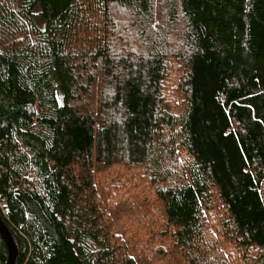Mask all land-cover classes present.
I'll use <instances>...</instances> for the list:
<instances>
[{
	"label": "trees",
	"instance_id": "trees-1",
	"mask_svg": "<svg viewBox=\"0 0 264 264\" xmlns=\"http://www.w3.org/2000/svg\"><path fill=\"white\" fill-rule=\"evenodd\" d=\"M0 218L14 264H264V0H0Z\"/></svg>",
	"mask_w": 264,
	"mask_h": 264
},
{
	"label": "water",
	"instance_id": "water-1",
	"mask_svg": "<svg viewBox=\"0 0 264 264\" xmlns=\"http://www.w3.org/2000/svg\"><path fill=\"white\" fill-rule=\"evenodd\" d=\"M0 237L7 251V260L5 264H14L17 258V254H18L17 247L9 231L7 230L4 223L2 222L1 218H0Z\"/></svg>",
	"mask_w": 264,
	"mask_h": 264
},
{
	"label": "rangeland",
	"instance_id": "rangeland-1",
	"mask_svg": "<svg viewBox=\"0 0 264 264\" xmlns=\"http://www.w3.org/2000/svg\"><path fill=\"white\" fill-rule=\"evenodd\" d=\"M70 223V221H69V218L67 217V219H66V224H69ZM118 232H120V231H118ZM129 253V255H130V252H128Z\"/></svg>",
	"mask_w": 264,
	"mask_h": 264
}]
</instances>
